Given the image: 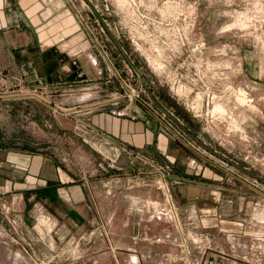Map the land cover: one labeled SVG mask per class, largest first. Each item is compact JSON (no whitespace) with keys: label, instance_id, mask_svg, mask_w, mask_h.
Returning a JSON list of instances; mask_svg holds the SVG:
<instances>
[{"label":"rangeland","instance_id":"rangeland-1","mask_svg":"<svg viewBox=\"0 0 264 264\" xmlns=\"http://www.w3.org/2000/svg\"><path fill=\"white\" fill-rule=\"evenodd\" d=\"M73 1L106 51V86L117 88L112 99L129 101L138 90L134 103H144L177 134L175 162L219 167L215 190L195 183L187 190L200 197L217 192L219 225L205 226L201 217L186 224L180 209L216 206L180 202L177 183L166 186L172 171L138 165L119 172L79 136L59 135L61 160L86 177L87 222L72 225L65 205L45 202L32 203L25 222L19 206L9 211L0 201V264H127L130 258L195 264L201 257L209 264L221 258L264 264V0ZM95 91L82 92L83 101L111 97L87 99ZM57 111L66 130L71 111Z\"/></svg>","mask_w":264,"mask_h":264},{"label":"crops","instance_id":"crops-1","mask_svg":"<svg viewBox=\"0 0 264 264\" xmlns=\"http://www.w3.org/2000/svg\"><path fill=\"white\" fill-rule=\"evenodd\" d=\"M83 21L73 0H0V201L9 211L19 206L25 222L37 202L65 205L72 225L87 222L86 177L63 163L56 140L59 135H76L83 147L110 160L108 166L116 171L128 172L138 165L172 171L166 186L177 183L180 202L207 200L216 206L180 209L188 218L186 224L201 217L206 218L205 226L218 227L222 210L217 192L200 197L187 190L192 183L215 190L219 167L206 160L175 162L177 134L167 123L142 102L112 99L117 88L106 86V51ZM93 89L94 97L87 99H110L84 102L82 92ZM59 107L71 111L70 118L63 119L71 122L66 130L57 114ZM15 121L18 126L11 125ZM192 175L205 181L193 180ZM226 176L235 178L229 172ZM67 229L72 233L87 228ZM220 260L226 264L227 259Z\"/></svg>","mask_w":264,"mask_h":264},{"label":"built area","instance_id":"built-area-1","mask_svg":"<svg viewBox=\"0 0 264 264\" xmlns=\"http://www.w3.org/2000/svg\"><path fill=\"white\" fill-rule=\"evenodd\" d=\"M128 99L129 101H138L140 99V93L138 90H135V89H132L130 91V94H128ZM190 145V144H188ZM127 264H139L136 260H132L130 258V261L127 262ZM195 264H208L207 262H204V261H199V262H196ZM238 264H252L250 261H244V262H241V263H238Z\"/></svg>","mask_w":264,"mask_h":264},{"label":"water","instance_id":"water-1","mask_svg":"<svg viewBox=\"0 0 264 264\" xmlns=\"http://www.w3.org/2000/svg\"><path fill=\"white\" fill-rule=\"evenodd\" d=\"M110 36H111L112 40L114 41V43L116 44V46H118V48H119V49L121 50V52L123 53L125 59L131 64V66L133 67V69H134L135 71H137L136 68L133 66V64L130 62L129 58H128V57L126 56V54L123 52L122 48L120 47L119 43H118L117 40L114 38V36L112 35V33H110ZM142 81H143V80L141 79V82H142Z\"/></svg>","mask_w":264,"mask_h":264},{"label":"bare ground","instance_id":"bare-ground-1","mask_svg":"<svg viewBox=\"0 0 264 264\" xmlns=\"http://www.w3.org/2000/svg\"><path fill=\"white\" fill-rule=\"evenodd\" d=\"M217 108V107H216ZM220 108V107H219ZM218 110V109H217Z\"/></svg>","mask_w":264,"mask_h":264}]
</instances>
